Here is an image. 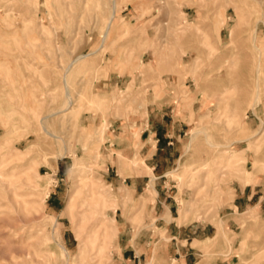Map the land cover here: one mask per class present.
Segmentation results:
<instances>
[{"label":"rangeland","instance_id":"rangeland-1","mask_svg":"<svg viewBox=\"0 0 264 264\" xmlns=\"http://www.w3.org/2000/svg\"><path fill=\"white\" fill-rule=\"evenodd\" d=\"M61 1L0 0V173L20 166L0 180V264H87L94 256L102 264L133 256L135 264H264V54L254 48L264 46V0ZM232 98L244 101L233 121ZM160 106L156 136L142 133L148 109ZM147 139H159L149 162L140 152ZM21 181L27 193L18 192ZM163 186L167 213L155 206ZM89 194L91 215L79 214L74 207ZM175 226L187 227L182 239L173 238Z\"/></svg>","mask_w":264,"mask_h":264},{"label":"bare ground","instance_id":"bare-ground-1","mask_svg":"<svg viewBox=\"0 0 264 264\" xmlns=\"http://www.w3.org/2000/svg\"><path fill=\"white\" fill-rule=\"evenodd\" d=\"M58 1H61V0H58ZM64 1H65V0H64ZM103 1H104V0H103ZM238 1H239V0H238ZM56 2H57V1H56ZM61 2H62V1H61ZM61 2H60V3H61ZM65 3H66V2H65ZM72 3H73V2H72ZM76 3H77V2H76ZM80 3H81V2H80ZM85 3H86V2H85ZM62 4H63V2H62ZM66 4L68 5V3H66ZM56 5H57V4H56ZM67 5H66V6H67ZM74 5H75V4H74ZM80 5H83V3L80 4ZM94 5H95V4H94ZM239 6H240V5H239ZM69 8L71 9V7H69ZM74 8H75V7H74ZM81 8H82V7H81ZM81 8H80V9H81ZM84 8H85V7H84ZM92 8H93V7H92ZM66 9H67V8H66ZM72 9H73V8H72ZM87 9H88V8H87ZM59 10H60V9H59ZM59 10H58V11H59ZM73 10H74V9H73ZM94 11H95V10H94ZM235 11H236V10H235ZM64 12H65V11H64ZM70 12H71V11H70ZM74 13H75V12H74ZM82 13H83V12H82ZM82 13H81V14H82ZM16 14H18V12H17ZM112 14H113V13H112ZM76 15H77V14H76ZM83 15H85V14L83 13ZM87 15H88V13H87ZM213 15H214V13H213ZM81 16H82V15H81ZM17 17H18V15H17ZM19 17L22 18L20 15H19ZM84 17H85V16H84ZM84 17H83L82 19H84ZM88 17H89V16H87L86 18H88ZM112 17H113V16H112ZM217 17H218V16H217ZM60 18H61V17H60ZM86 18H85V19H86ZM237 18H238V16H237ZM66 19H67V18H66ZM102 19H103V18H102ZM110 19H111V18H110ZM70 20H71V18H70ZM90 20H91V19H90ZM90 20H88L89 23H90ZM93 20H94V18H93ZM81 21H82V20H81ZM81 21H80V22H81ZM83 21H84V20H83ZM91 21H92V20H91ZM106 21H107V20H106ZM66 22H67V21H66ZM69 22H70V21H69ZM96 22H97V21H96ZM111 22H112V21H111ZM217 22H218V20H217ZM92 23H93V22H92ZM94 23H95V22H94ZM97 23H98V22H97ZM97 23H96V24H97ZM100 23H101V21H100ZM109 23H110V20H109ZM209 23H210V22H209ZM70 24H71V23H70ZM96 24H94V27H95ZM98 24H99V23H98ZM103 24H104V23H103ZM84 25H85V24H84ZM106 25H107V24H106ZM111 25H112V24H111ZM207 25H208V24H207ZM77 26H78V24H77ZM82 26H83V24H82ZM108 26H110V24H109ZM108 26H107L106 28H108ZM68 27H69V26H68ZM74 27H75V26H74ZM85 27H86V25H85ZM90 27H91V26H90ZM81 28H82V27H81ZM181 28H182V27H181ZM205 28H206V27H205ZM205 28H204V30H205ZM231 28H232V27H231ZM93 29H94V28H93ZM174 29H175V28H174ZM19 30H20V29H19ZM66 30H68V29H66ZM83 30H84V29H83ZM89 30H90V29H89ZM177 30H178V29H177ZM214 30L217 31V34H216V35L218 36V35H219V34H218V33H219V28L214 29ZM214 30H213V33H214ZM78 31H79V30H78ZM91 31H92V30H91ZM206 31H207V30H206ZM216 31H215V32H216ZM228 31H230V30H228ZM74 32H75V31H74ZM182 32L190 33V28H187V26H185ZM20 33H21V32H20ZM134 33H135V32H134ZM231 33H232V31H231ZM233 33H234V32H233ZM104 34H105V33H104ZM124 34H125V33H124ZM80 35H82V34H80ZM105 35H106V34H105ZM171 35H172V34H171ZM214 35H215V34H214ZM216 35H215V36H216ZM75 36H76V35H75ZM124 36H125V35H124ZM124 36H123V37H124ZM177 36H178V35H177ZM233 36H234V35H233ZM78 37H79V36H78ZM70 38H71V37H70ZM163 38H164V37H163ZM174 38H175V37H174ZM216 38H217V37H216ZM231 38H232V37H231ZM81 39H82V38H81ZM218 39H219V38H218ZM233 39H234V37H233ZM114 40H115V39H114ZM215 40H216V39H215ZM231 40H232V39H231ZM69 41H70V40H69ZM233 41H234V40H233ZM67 42H68V41H67ZM77 42H78V41H77ZM238 42H239V41H238ZM75 43H76V42H75ZM75 43H74V44H75ZM79 43H80V42H78V44H79ZM217 43H218V42H217ZM229 43H230V42H229ZM229 43H228V44H229ZM233 43H234V42H233ZM68 44H69V43H68ZM197 44H198V43H197ZM209 44H210V42H209ZM228 44H227V43L224 44L226 49H227V47H228V49H229V47H230V46H227ZM69 45H70V44H69ZM164 45H165V44H164ZM204 45H205V44H204ZM230 45H235V43H234V44H231V43H230ZM78 46H79V45H78ZM168 46H169V45H168ZM193 46H194V45H193ZM198 46H199V45H198ZM207 46H210V45L207 44ZM211 46H212V45H211ZM252 46H253V45H252ZM108 47H109V46H108ZM213 47H214V46H213ZM216 47H217V46H216ZM109 48H110V47H109ZM124 48H125V47H124ZM193 48H194V47H193ZM233 48H234V47H233ZM254 48H256V49L258 50V52H259L260 55H263V54H264V46H263V45H261V46H260V45H255ZM74 49H75V48H74ZM74 49H73V50H74ZM163 49H164V48H163ZM185 49H186V48H185ZM196 49H197V48H196ZM231 49H232V48H231ZM212 51L215 52L214 48L212 49ZM216 52H218V51H216ZM216 52H215V53H216ZM94 53H95V52H94ZM95 54H96V53H95ZM177 54H178V53H177ZM196 54H197V53H196ZM211 54H212V53H211ZM217 54H218V53H217ZM217 54H215V55L218 57ZM93 55H94V54H89V55H85V56H80V57H77V60H79V59L81 60V58L86 60L87 57H89V60H93V59H94V56H93ZM184 55H185V54H184ZM234 55H235V54H234ZM127 56H128V55H127ZM258 56H259V55H258ZM91 57H92V58H91ZM190 57H191V56H190ZM209 57H210V56H209ZM219 57H220V56H219ZM219 57L216 58L215 60H220V62H221V59H220ZM224 57H225V56H224ZM214 58H215V57H214ZM221 58H222V57H221ZM225 58L228 59L227 57H225ZM225 58H224V59H225ZM224 59H222V60H224ZM226 59H225V60H226ZM18 60H19V59H18ZM181 60H182V58H181ZM195 60H196V59H195ZM211 60H212V59H211ZM230 60H231V59H230ZM232 60H233V62H234V59H232ZM252 60H253V59H252ZM83 61H84V60H83ZM212 61H214V60H212ZM237 61H238V59H237L236 62H235L236 64H238V62H239V61H238V62H237ZM94 62H95V61H94ZM138 62H139V61H138ZM191 62H192V61H191ZM195 62H197V60H196ZM226 62H228V60L225 61V63H226ZM233 62L231 61V64H232ZM89 63H90V62H89ZM210 63H211V62H210ZM228 63H229V62H228ZM181 64H182V63H181ZM205 64H206V63H205ZM217 64H218V62H217ZM220 64H221V63H220ZM236 64H234V65H236ZM117 65H118V64H117ZM184 65H185V64H184ZM224 65H225V64H224ZM113 66H115V65H113ZM207 66H208V65H207ZM210 66H211V65H210ZM225 66H226V65H225ZM228 66H229V65H228ZM228 66L224 68V73H225L226 75H229V76L231 75V76H232L233 73H231V69H228ZM256 66H257V65H256ZM256 66H255V68L258 67V66H257V67H256ZM137 67H139V66H136L134 69H137ZM229 67H230V66H229ZM42 68H44V67H42ZM51 68H52V67H51ZM116 68H117V67H116ZM208 68H209V66L207 67V69H208ZM211 68H212V67H211ZM217 68H218V67H217ZM151 69H152V68H151ZM203 69H204V68H203ZM220 69H221V68H220ZM235 69H236V68H235ZM60 70H61V69H60ZM83 70H84V69H83ZM178 70H179V69H178ZM191 70H192V69H191ZM204 70L206 71V67H205ZM204 70H203V71H204ZM232 70H233V65H232ZM255 70L257 71V69H255ZM258 70H259V69H258ZM38 71H39V70H38ZM51 71H52V70H51ZM212 71H213V70H212ZM259 71H260V70H259ZM76 72H77V71H76ZM217 72H218V71H217ZM233 72H235V70H234ZM260 72H261V71H260ZM263 72H264V70H263ZM153 73H155V72H153ZM203 73H204V72H203ZM148 74H149V73H148ZM151 74H152V73H151ZM200 74L202 75V73H200ZM234 74H235V73H234ZM234 74H233V75H234ZM256 74H258V71H257ZM67 75H68V74H67ZM196 75H197V74H196ZM198 75H199V73H198ZM45 76H46V75H45ZM152 76H154L153 78H155V74H154V75L152 74ZM229 76L227 77L228 79H229ZM195 77H196V76H195ZM200 77L202 78V76H200ZM63 78H64V77H63ZM147 78H148V76H147ZM153 78H152V79H153ZM192 78H193V77H191V79H192ZM232 78H233V76H232ZM232 78L230 79V81H229L228 79L225 80V82H226V87H229V86H228L229 84H227L228 81H229V83L232 84L231 81L234 80V79H232ZM238 78H239V77H238ZM59 79H60V78H59ZM64 79H65V78H64ZM208 79H209V78H208ZM206 80H207V77L205 78V81H206ZM209 80H210V79H209ZM257 80H258V79H257ZM51 81H53V80H51ZM60 81H61V80H60ZM193 81H194V80H193ZM199 81H200V80H199ZM199 81H198V82H199ZM234 81H235V80H234ZM53 82H54V81H53ZM55 82H56V81H55ZM68 82H69V81H68ZM208 82H210V81H208ZM221 82H223V81H220V83H221ZM261 82H263V81H261ZM72 83H73V82H72ZM142 83H143V82H142ZM204 83H205V82H204ZM206 83H207V82H206ZM216 83H217V82H216ZM255 83H256V82H254V85H255ZM263 83H264V82H263ZM58 84H59V83H58ZM68 84H69V83H68ZM73 84H74V83H73ZM231 84H230V85H231ZM71 85H72V84H71ZM217 85H218V83H217ZM221 85H222V83L220 84V86H221ZM233 85L235 86V84H232L231 87H230V89L232 88ZM212 86H214V85H212ZM220 86L217 87V88H220ZM247 86H248V85H247ZM247 86H246V87H247ZM256 86H257V85H256ZM261 86H262V85H261ZM215 87H216V85H215ZM223 87H224V86L222 85V88H223ZM236 87H237V86H236ZM262 87H263V86H262ZM224 88H225V87H224ZM239 88H240V87H239ZM253 88L255 89V87H253ZM227 89L229 90V88H227ZM227 89H225V90H227ZM237 89H238V88H237ZM240 89H241V88H240ZM240 89H238V92H240V91H239ZM247 89H248V88H247ZM51 90H52V89H51ZM128 90H129V91L126 92L125 95H127L128 93H130V94L132 93L131 89H128ZM134 90H135V89H134ZM142 90H143V89H142ZM210 90H211V89H210ZM222 90H223V89H222ZM231 90H232V89H231ZM231 90H230V91H231ZM233 90H234V89H233ZM241 90H242V89H241ZM248 90H249V89H248ZM89 91H90V90H89ZM242 91H243V90H242ZM256 91H257V87H256ZM139 92H140V91H139ZM208 92H209V91H208ZM210 92H212V90H211ZM220 92H221V90H220ZM223 92L226 94L225 91H223ZM235 92L237 93V91H235ZM213 93H215V92L213 91ZM216 93H217V92H216ZM224 93H220V94H222V95L224 96ZM227 93H228V91H227ZM229 93H230V92H229ZM240 93H241V92H240ZM256 93H257V92H256ZM136 94H138V93H136ZM231 94H232V91H231ZM238 94H239V93H238ZM242 94H243V95H244V94L246 95V91H245V93H244V91H243V93H241V95H242ZM247 94H248V93H247ZM212 95H213V94H212ZM228 95H229V94H228ZM236 95H237V94H236ZM245 95H244V96H245ZM255 95H256V94H255ZM257 95H258V94H257ZM70 96H71V95H70ZM133 96H134V94H133ZM209 96H210V95H209ZM229 96H230V95H229ZM231 96H233V95H231ZM244 96H243V97H244ZM247 96H248V95H247ZM93 97H94V96H93ZM220 97H222V96H220ZM227 97H228V96H227ZM227 97H226V100H227ZM241 97H242V96H241ZM257 97H258V96H257ZM230 98H231V97H230ZM235 98H237V97H235ZM235 98H234V99H235ZM254 98H255V97H254ZM133 99H134V97H133ZM218 99H219V98H218ZM232 99H233V98H232ZM234 99L232 100L233 108L230 110L231 107H229V109H228V111H230V116H228V117H229V119H232V121H233V119H234V115L236 114V111H237V109H238L237 106L240 104V103H238V102H242L243 98H241V101H239L240 98H239V99H235V100H234ZM244 99H245V98H244ZM246 99H247V98H246ZM258 99H259V98H257L256 100H258ZM113 100H114V99H113ZM115 100H116V99H115ZM123 100H124V99H123ZM219 100H220V99H219ZM221 100H222V99H221ZM142 101H143V100H142ZM69 102H70V101H69ZM69 102H68V103H69ZM109 102H110V101H109ZM253 102H254V101H253ZM70 103H71V102H70ZM226 103H228V102H226ZM242 103H244V101H243ZM255 103H257V101H256ZM218 104H219V103H218ZM224 104H225V103H223V105H224ZM71 105H72V104H71ZM127 105H128V104H127ZM221 105H222V104H221ZM254 105H255V104H254ZM256 105H257V104H256ZM109 106H110V105H109ZM241 106H242V104H241ZM70 107H72V106H70ZM140 107H141V106H140ZM109 108H110V107H109ZM225 108H226V107H225ZM68 110H69V109H68ZM228 111H227V112H228ZM65 112H66V111H65ZM62 113H63V112H62ZM58 114H59V113H58ZM60 114H61V113H60ZM62 115H63V114H62ZM62 115H61V116H62ZM118 115H119V114H118ZM225 115H226V113H225ZM225 115H224V116H225ZM228 115H229V113H228ZM50 117H51V116H50ZM57 118H58V117H57ZM60 118H63V117H60ZM229 119H227V120L229 121ZM214 120H215V119H214ZM201 121H202V120H201ZM220 121H221V120H220ZM232 121H231V122H232ZM42 122H43V121H42ZM42 122H41V125H42ZM199 125H200V124H199ZM225 125H226V124H225ZM6 126H7V124H6ZM209 126H210V125H209ZM102 127H103V126H102ZM42 128H44V127L42 126ZM208 128H209V127H208ZM201 129H202V128H201ZM44 130H45V129H44ZM59 130H60V129H59ZM101 130H102V129H101ZM213 130H214V129H213ZM218 130H219V129H218ZM218 130H217V131H218ZM62 131H63V130H62ZM66 131H67V130H66ZM73 131H75V130H73ZM73 131H72V132H73ZM257 131H258V130H257ZM69 132H70V131H69ZM45 133H46V132H45ZM195 133H196V132H195ZM218 133H219V132H218ZM68 134H69V133H68ZM134 135H135V134H134ZM51 136H52V134H51ZM62 137H63V136H62ZM66 137H67V136H66ZM202 137H203V136H202ZM52 138L60 139V137H58V136H54V135L52 136ZM67 138H68V137H67ZM204 138H205V137H204ZM202 139H203V138H202ZM263 139H264V138H263ZM46 140H49V139H46ZM249 140H250V138H249ZM60 141H62V139H61ZM79 141H80V140H79ZM253 141H254V139L252 138V143H253ZM44 142H45V141H44ZM55 142H56V141H55ZM201 142H202V141H201ZM258 142H259V141H258ZM94 143H95V142H94ZM203 143H204V142H203ZM206 143H207V142H206ZM249 143H250V142H249ZM58 144H59V143H58ZM210 144H211V143H210ZM16 145H17V144H16ZM79 145H80V144H79ZM199 145H200V144H199ZM247 145H248V143H247ZM250 145H251V144H250ZM252 146H253V145H251V147H252ZM254 146L256 147V144H254ZM214 147H215V146H214ZM247 147H248V146H247ZM29 148H30V147H29ZM29 148H28V149H29ZM47 148H48V147H47ZM66 148H67V147H66ZM210 148H211V147H210ZM203 149H204V148H203ZM212 149H214V148H212ZM254 149H255V148H254ZM258 149H259V148H258ZM261 149H262V148H261ZM17 150H18V149H17ZM97 150H98V149H97ZM204 150H205V149H204ZM245 150H246V148H245ZM262 150H263V149H262ZM11 152H14V151H11ZM15 152H16V154H17V151H15ZM96 152H97V151H96ZM205 152H207V151H205ZM209 152H211V151H209ZM213 152H214V151H213ZM213 152H211V155H212ZM50 153H51V151H50ZM207 153H208V152H207ZM215 153L217 154L216 150H215ZM252 153H254V152H252ZM7 154H8V153H7ZM195 155H197V153H196ZM200 156H201V155H200ZM205 156H207V155H205ZM219 156H220V155H219ZM254 156H255V155H254ZM254 156H253V157H254ZM257 156H258V155H257ZM257 156L255 157L257 161H259V160L262 159L261 157L258 158ZM9 157H10V156H9ZM196 157H198V156H196ZM208 157H209V155H208ZM222 157H223V156H222ZM210 158H211V157H210ZM215 160H216V159H215ZM211 161H212V164H214V163H213L214 160H211ZM193 162L195 163V161H193ZM198 162H199V161H198ZM198 162H196V163L198 164ZM214 162H215V161H214ZM199 163H200V162H199ZM204 163H205V161H204ZM200 164H201V163H200ZM212 164H211V166H212ZM260 164H261V163H260ZM19 165H21V164H19ZM76 165H77V163L75 162V169H76ZM193 165H194V164H193ZM204 165H206V164H204ZM252 165H253V164H252ZM6 166H7V165H6ZM196 166H197V165H196ZM207 166H209V163H208ZM214 166H215V165H214ZM18 167H20V166H18ZM18 167H15V166H14V167L10 166V168H9V167H8V168H7V167H4V169L7 168L8 171H5V173H4V172L0 173V180H1V178H5V179H6V178H7V179L11 178V177L13 176V174H15V172H16L15 170H18V172H19ZM191 167H192V165H191ZM191 167H190V168H191ZM201 167H202V165H201ZM261 167H262V166H261ZM198 168L200 169V166H198ZM210 168H211V167H210ZM214 168H215V167H214ZM216 168H217V166H216ZM218 168H219V167H218ZM255 168H256V167H255ZM259 168H260V167H259ZM0 169H1V168H0ZM21 169H22V168H21ZM21 169H20V171H21ZM192 169H196V170H197L196 167H195V168H192ZM189 170H190V169H189ZM203 170H205V169H203ZM203 170H201V171H202V174H203ZM215 170H216V169H215ZM253 170H254V169H253ZM253 170H252V171H253ZM13 171H15V172L12 173ZM201 171H200V172H201ZM206 171H207V169H206L204 172H206ZM212 171H213V170H212ZM200 172H199V173H200ZM207 172H208V171H207ZM208 173H210V172H208ZM215 173H216V172H215ZM168 174H169V173H168ZM189 174H192V175H193V173H189ZM189 174H188V175H189ZM211 174H212V173H211ZM19 175H20V174H19ZM23 175H24V174H23ZM194 175H195V173H194ZM197 175H198V174H197ZM198 176H199V175H198ZM189 177H190V176H189ZM201 177H202V175H200V177H198V180H199ZM203 177H204V176H203ZM206 177H207V175H206ZM19 178H20V179L22 178L21 175H20L19 177L17 176V179H18V180H20ZM194 178H195V177H194ZM5 179H4V180H5ZM11 179H12V178H11ZM17 179L14 180V181H15V182H18ZM191 179H193V178L191 177ZM202 179H203V178H202ZM202 179H200V180H202ZM206 179H207V178H206ZM206 179H205V180H206ZM22 180H23V179H22ZM49 180H51V179H49ZM189 180H190V179H189ZM198 180L196 179V181H198ZM200 180H199V181H200ZM205 180H204V181H205ZM211 180H212V179H211ZM9 181H11V180H9ZM213 181H214V180H213ZM3 182H5V181H2V183H3ZM22 182H23V184H19L20 187H21V185H23L22 187H24V185H25V184H24L25 182H24V181H21V183H22ZM51 182H52V181H51ZM187 182H189V181H187ZM192 182H194V179L192 180ZM200 182H201V181H200ZM200 182H199V183H200ZM216 182H217V180H216ZM11 183H12V185H9V186H11V187L13 186L14 191H16L15 189H17V188L19 187V186H17L16 184L20 183V181H19L18 183H15V185H13L14 182H8V184H11ZM189 183H190V185H192L191 182H189ZM196 183H198V182H196ZM199 183H198V184H199ZM203 183H204V182H203ZM203 183H202V184H203ZM209 183H210V182H209ZM211 183H212V182H211ZM213 183H214V182H213ZM6 184H7V183H6ZM6 184H4V186H5ZM100 184H101V183H100ZM194 184H195V183H194ZM202 184H201V185H202ZM196 185H197V184H196ZM201 185H200V186H201ZM206 185H207V184H206ZM206 185H204V187H206ZM0 186H1V188H2V185H0ZM11 187H9V189H10ZM20 187H19V188H20ZM22 187H21V188H22ZM201 187H202V186H201ZM204 187H203V188H204ZM3 188H4V187H3ZM3 188H2V189H3ZM24 188H25V187H24ZM24 188H22L23 190H19V191H18V189H17V191H18V192H21V191H22V192H24V193H27V191L25 192V189H26V188H25V189H24ZM198 188H199V187H198ZM9 189L7 188L6 190L8 191ZM13 189H12V190H13ZM32 189H33V188H32ZM193 189H194V188H192V190H193ZM27 190H29V189H27ZM7 191H6V192H7ZM29 191H30V193H31V190H29ZM29 191H28V192H29ZM198 191H199V190H198ZM18 192H17V193H18ZM33 192H34V191H32V194H33ZM0 193H1V192H0ZM3 193H4V192H3ZM7 193H8V192H7ZM198 193H199V192H198ZM198 193L196 194V196L198 195ZM191 194L193 195V192H192ZM199 194H200V193H199ZM9 195H13V194H11V193L9 192ZM16 195L19 196V197L21 196V195H18V194H16ZM25 195H26V194H25ZM33 195H34V194H33ZM190 196H191V195H190ZM196 196H195V197H196ZM1 197H2V194H1L0 198H1ZM4 197H5V195L3 196V198H4ZM6 197H7V196H6ZM6 197H5V198H6ZM9 197H11V196H9ZM5 198H4V199H5ZM83 198H84V199H80L81 202H80L78 205H75L74 208H76V209L78 210L79 214L82 213V215H84V213H85V214H86V213H89V214L91 215L92 210L90 209L89 205H90V203H91V201H92L91 198H93V197H92L91 194H89V195H86L85 197L83 196ZM193 198H194V196H193ZM196 198H197V197H196ZM7 199H8V197H7ZM7 199H6V201H8ZM14 199H15V198H14ZM194 199H195V198H194ZM2 200H3V199H2ZM9 200H10V199H9ZM14 201H15V200H14ZM18 201H19V200H16V201H15V202H16L15 205L17 204V206H18V205L21 206V204H23V203H20V202H23V201H19L20 204L17 203ZM88 201H90L89 204H87ZM140 201H141V200H139V203H140ZM189 201H190V200H189ZM1 202H2V201H1ZM4 202H5V201H4ZM12 202H13V200H12ZM94 202H95V203H98L99 201L95 200ZM192 202H193V199H192V201H191L190 203H192ZM24 203H25V201H24ZM26 203H27V202H26ZM26 203H25V204H26ZM101 203H102V202H101ZM4 204L6 205V204H8V203H4ZM4 204H2V205H4ZM142 204H143V202H142ZM142 204H141V205H142ZM10 205H11V204H10ZM10 205H9V207H10ZM13 205H14V204H13ZM103 205H104V204H103ZM144 205H145V204H144ZM7 206H8V205H7ZM7 206H6V207H7ZM20 206H19V207H20ZM189 206H190V205H189ZM3 207H4V206H3ZM3 207H1V208H3ZM22 207H23V209H24V208L26 209V206H23V205H22ZM30 207H31V206H30ZM30 207H29V211H30L29 213H31ZM143 207H144V206H143ZM10 208H11V207H10ZM97 208H98V207H97ZM140 208H141V207H140ZM20 209H22V208L20 207ZM23 209H22V210H23ZM31 209H33V208L31 207ZM142 209H143V208H142ZM13 210H14V209H13ZM16 211L18 212L17 209H15V212H13V211H12V212H13V213H16ZM96 211H98V209H97V210L95 209V210L93 211V213H96V214H97ZM186 211H187V210H186ZM19 212H21V211H19ZM1 213H2V212H1ZM1 213H0V214H1ZM3 214H4V212H3ZM5 215H7V214H5ZM20 215H21V214H19V216H20ZM0 216H3V215L1 214ZM8 216H10V215H8ZM23 216H24V215H23ZM23 216H22V217H23ZM25 216H26V215H25ZM11 217H12V219L15 218V217L13 218V215H11ZM16 217H17V216H16ZM26 217H27V220H28V215H27ZM1 218H2V217H1ZM20 218H21V217H20ZM31 218H33V217H31ZM31 218L29 217V219H31ZM16 219H18V218H16ZM23 219H26V218L23 217ZM0 220H2V219H0ZM5 220H6V218H5ZM8 220H9V219H8ZM8 220H7V221H8ZM19 220H20V219H19ZM27 220H23V222H24V221H27ZM31 220H32V219H31ZM10 221L12 222V220H10ZM13 221H14V220H13ZM28 221H29V220H28ZM11 222L8 221L7 224L5 223V225L7 226L8 223L11 224ZM15 222H16V221H15ZM15 222H14L13 225L11 224L12 227H13V226L16 227L15 225H17V224H16ZM18 222H19L20 224H23V225H24V223H22V220H20V221H18ZM12 223H13V222H12ZM19 223H18V224H19ZM26 223L28 224V222H25V224H26ZM10 224H9L8 226H10ZM20 224H19V225H20ZM222 224H223L222 221H219V225H218V228H217V230H218V234L222 231V228H221V227H222ZM1 225H2V224H1ZM11 226H10V227H11ZM2 227H3V226H1L0 229H1ZM14 227H13V228H14ZM21 227H22V226H21ZM23 227H25V226H23ZM4 228L6 229V227H4ZM5 229H3V230H5ZM7 229H8V228H7ZM15 229H16V228H15ZM21 229H22V228H21ZM6 231H7V230H6ZM4 232H5V231H4ZM10 232H11V231H10ZM0 233H1V232H0ZM13 233H14V232H13ZM15 233H16V232H15ZM2 234H3V233H2ZM16 234H17V233H16ZM16 234H14V236H15ZM8 236H9V235H8ZM8 236H4V237H5V238H8ZM10 236L14 237L12 234H10ZM0 237H1V236H0ZM4 237H3V238H4ZM15 237H16V236H15ZM5 238H4V239H5ZM9 238H11V237H9ZM9 238H8V239H9ZM105 238H106V235H105ZM218 238H219V237H218ZM216 239H217V238H216ZM6 240H7V239H6ZM6 242H7V241H6ZM9 242H10V241H8L7 243H9ZM15 243H16V242H14V244H15ZM14 244H12V245H14ZM18 244H19V243H18ZM7 245H8V244H7ZM9 245H11V244L9 243ZM16 246H17V245H16ZM16 246H15V247H16ZM18 246H19V245H18ZM18 246H17V247H18ZM2 247H3V246H2ZM2 247L0 246L1 249H3ZM5 247H6V249H7V248L9 249V250L7 249L8 251H11V250H10V249H11L10 247H7L6 245H5ZM11 247H12V246H11ZM17 247H16V248H17ZM19 247H20V246H19ZM19 247H18V248H19ZM108 247H109V246H108L107 243L104 241V245H103V249H104V251L108 250ZM13 248H14V247H13ZM18 248H17V249H18ZM26 248H27V247H26ZM1 249H0V250H1ZM14 249H15V248H14ZM14 249H12V250H14ZM20 249H21V248H20ZM4 250H5V249H3V251H4ZM21 250H22V249H21ZM78 250H79V255H78L77 257L79 258V257L82 256V254H83V250H84L81 244L79 245ZM18 251H20V250L18 249L17 252H18ZM22 251H24V250H22ZM26 251H27V249H26ZM44 251H45V250H44ZM102 251H103V250H102ZM102 251H101V252H102ZM4 252H5V251H4ZM4 252H3V255L5 256L6 253L4 254ZM11 252H12V251H11ZM13 252H16V250H14ZM17 252H16V253H17ZM7 253H8V252H7ZM20 253H22V252H20ZM24 253H25V251L23 252V254H24ZM12 254H13V253H12ZM26 254H27V253H26ZM6 255H7V254H6ZM15 255H16V254H15ZM15 255H14V257H17V256H15ZM98 255H99V254H98ZM204 255H206V254H204ZM8 256L10 257V255H8ZM12 256H13V255H12ZM48 256H50V255L48 254ZM50 257H52V255H51ZM6 258H8V257H6ZM10 258H11V257H10ZM17 258H18V257H17ZM48 258H49V257H48ZM52 258H53V257H52ZM52 258L50 259L51 261H52ZM68 258H69V257H68L67 254H66V255H65V260H66V262L68 261ZM96 258H97V256L92 257V258L87 262V264H102V263H99V262L97 263V262H96ZM0 259H1V258H0ZM12 259H13V257H12ZM13 260H15V259H13ZM18 260H19V259H18ZM15 261H16V260H15ZM91 261H92V262H91ZM20 262H21V261H20ZM53 262H54V260H53ZM13 263H14V262H13ZM30 263H32V261H31ZM64 263H65V262H64ZM148 264H149V263H148Z\"/></svg>","mask_w":264,"mask_h":264},{"label":"crops","instance_id":"crops-1","mask_svg":"<svg viewBox=\"0 0 264 264\" xmlns=\"http://www.w3.org/2000/svg\"><path fill=\"white\" fill-rule=\"evenodd\" d=\"M161 109H162L161 106L160 107H152V108L148 109L147 123L143 125V132L142 133L149 132L151 134L150 135L151 137L156 136V132L159 130V126L157 127V129H155L154 127H156V125H155L154 121H162L163 114L160 113ZM150 121H153V122H150ZM164 138L165 139L163 140V143H165L166 145L172 144V142H168L166 140L167 136H165ZM158 142H159V139H155L154 140V145L152 146V144L150 143L149 139L145 140V142L143 143V145H142V147L140 149L141 154L143 153L142 156L145 157V161L149 162L150 160L154 159L157 156V152H158L157 144H158ZM160 150L162 151V149H160ZM155 167L156 166H152V171L155 170ZM159 177H161V176H159ZM248 188L249 187L246 186V187H243L241 190H239V194H240L241 197L236 195V199L235 200H238V201H235V205H234L235 210L239 211V209L241 207V202H240L239 199L243 198V195H244L245 191H247ZM157 190H158V192H157L158 198H157V201L155 203V206H158L159 208H161L162 212H165V213H167V211L171 212L170 205H167V203H168L167 201H168L169 195L167 194V192L164 191V186L161 187V188H158ZM252 198H253V195H250L247 198V201H250ZM162 220L163 219L161 217L158 218V222L159 223ZM175 227H176L177 231L173 234V238L182 239L184 231L187 229V227H178V226H175ZM198 230H200V235H201V233L204 230V227L196 226L195 228H193V234H197L196 232ZM203 236H204V234H203ZM197 237L198 236H196V238H193V241H196L197 243H200L203 240H206V239L210 238L209 236H206L205 238L197 239ZM190 249L193 250L192 247H190ZM128 250H132L133 252H135V248L134 247H131V249H128ZM126 251L127 250H123V254ZM133 259H134L133 263H131V264H135L136 256H133Z\"/></svg>","mask_w":264,"mask_h":264}]
</instances>
